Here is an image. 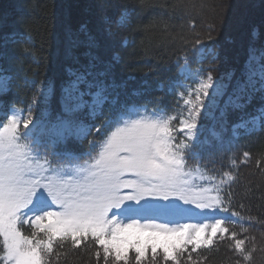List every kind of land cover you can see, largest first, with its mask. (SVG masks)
<instances>
[{
  "label": "snow or ice",
  "instance_id": "1",
  "mask_svg": "<svg viewBox=\"0 0 264 264\" xmlns=\"http://www.w3.org/2000/svg\"><path fill=\"white\" fill-rule=\"evenodd\" d=\"M131 16L129 8L114 17L102 16L103 32L111 36L129 28ZM98 46L89 35V49ZM6 47L0 48V92L5 94L31 51L29 45L19 55H10ZM204 47L197 39L193 52L203 55ZM85 55L86 62L74 58V66L66 68L58 98L54 83L41 80L26 115L13 105L11 114L6 111V118H0V260L49 264L54 241L70 238L74 248L94 244L103 264H129L130 251L136 264H143L149 249L153 262L162 258L165 264H180L179 257L189 248H210L217 236L233 240L235 251L250 260L246 241L237 239L236 232L226 235L229 229L224 226L229 219L237 223L233 218L240 214L216 218L217 212H229L223 185L235 177L226 171L216 181L198 161L203 121L213 119L223 127L229 110L244 111L255 102L233 125L232 134L264 127V47H249L239 76H215L210 70L205 75L202 68L193 71L187 58L178 62L176 76L167 85L176 96L171 113L130 105L128 83L115 72L118 56L106 62L91 51ZM24 82L36 83L34 77ZM52 98L60 106L54 118L49 111ZM41 108L44 112L34 115V109ZM101 128L111 131L102 141L90 138ZM210 132L223 142L215 129ZM189 160L197 161L194 168ZM198 180L208 183L202 186ZM195 216L203 222H191Z\"/></svg>",
  "mask_w": 264,
  "mask_h": 264
},
{
  "label": "trees",
  "instance_id": "2",
  "mask_svg": "<svg viewBox=\"0 0 264 264\" xmlns=\"http://www.w3.org/2000/svg\"><path fill=\"white\" fill-rule=\"evenodd\" d=\"M222 1L0 0V48L6 43L10 55H19L22 47L30 45L31 48L22 58L21 75L15 76L10 90L1 93L0 100L27 109L36 91L25 84L23 75L34 77L37 82L51 80L57 88L58 98L66 68L74 66V58L86 62L85 53L91 51L106 62L113 57L120 58L115 64V72L118 80L128 83L125 91L130 105H144L149 109L159 107L171 113L175 109L176 96L167 85L176 76L178 62L184 63L187 58L190 67L202 68L206 73L210 70L215 76L229 72L239 76L249 47H264V0H238L235 9L231 5L230 8L220 6L230 3L229 0ZM121 8L132 10L131 26L111 36L105 34L101 17H114ZM82 25L84 31L80 30ZM21 34L23 38H20ZM89 35L96 37L99 45L91 50ZM197 39L205 46L203 55L193 52ZM161 83L165 85L163 89L158 87ZM134 90L143 94L137 95ZM57 98L51 100L52 118L60 110ZM253 107L255 102L244 111L229 110L223 127L213 119L203 121L202 124L206 123L219 133L223 142L214 139L206 129L198 161L206 175L214 176L216 181L226 171L235 177L223 185L222 195L229 212H238L240 217L233 218L238 221L235 224L230 219L225 223L229 229L226 235L236 232L237 239H244L245 248L251 251V259L245 261L235 251L233 240L217 236L210 248L196 252L189 248L180 257V264L264 262V127L251 132L239 131L237 136L231 132L232 125L239 123ZM42 111L43 108L34 109V114L40 116ZM216 115L218 117L219 112ZM105 134L106 128H101L99 134L94 133L90 138L102 141ZM245 152L248 157L244 156ZM232 160L236 161L235 165ZM196 163L188 162L192 168ZM228 193L232 194L230 204ZM25 230L30 231V228L25 226ZM53 247L49 264H103L102 257L97 260L96 248L90 241L74 248L70 238L56 240ZM128 255L129 264H136L135 253L130 251ZM0 264H4L3 260ZM143 264L161 263L159 259L153 262L151 257H146Z\"/></svg>",
  "mask_w": 264,
  "mask_h": 264
},
{
  "label": "rangeland",
  "instance_id": "3",
  "mask_svg": "<svg viewBox=\"0 0 264 264\" xmlns=\"http://www.w3.org/2000/svg\"><path fill=\"white\" fill-rule=\"evenodd\" d=\"M224 1H226L227 2V0H224ZM224 1H222V2H224ZM230 1V3H225V5H220V6H228V8H230V6L229 5H231V7L233 8V9H235V7H236V5H237V2H238V0H229ZM231 47V46H230ZM229 47V48H230ZM231 51H233L234 50V48H232V49H230ZM193 71H195L196 69H198V67H190ZM204 74L206 75L207 73L206 72H204ZM16 75H21L20 74V71H19V73L18 74H16ZM15 75V76H16ZM25 77H27L26 75H23V77H22V79H23V81L25 80ZM36 81V80H35ZM185 84H193V86H194V82L193 81H183ZM40 82H37L36 81V83L35 84H32V85H30V86H32V87H34V89H35V91H36V85L37 84H39ZM2 92H0V94H1ZM12 106H13V104H5L4 103V101H2V100H0V118H6L5 117V112L7 111L8 112V114H11L10 113V111H8L9 109H11L12 108ZM133 106H135V105H133ZM140 106H144V105H140ZM15 107H17L16 105H15ZM17 108H20V107H17ZM42 112H44V109H43V111ZM25 115L27 114L26 113V109H25V113H24ZM35 115V114H34ZM238 124V123H237ZM203 125V134H202V136H201V139H203L204 137V132H205V130L206 129H208V130H210L211 129V127H209V126H207V124L206 123H203L202 124ZM235 125V124H234ZM232 129H233V125H232ZM111 131V128H110V130H109V132ZM216 131V130H215ZM238 132L239 131H244L243 129H238L237 130ZM108 132V133H109ZM232 132V131H231ZM108 133H106V135L108 134ZM105 135V136H106ZM233 135V134H232ZM197 183H199V184H201V182L200 181H197ZM208 183V181H206V184ZM197 211V210H196ZM197 212H199V211H197ZM203 215H206V216H209V217H211L212 216V213H209V212H205V213H203ZM224 216H222L221 214H219L218 212L216 213V218L217 219H220V218H223ZM226 217H229V216H226ZM191 222H203L202 221V219L200 218V216H195L194 218H193V220L191 221ZM132 252V251H131ZM130 253V252H129ZM152 256V254H151V250L149 249L148 250V252L146 253V257H151ZM159 259V261H160V263L161 264H163V263H165L163 260H162V258H158ZM179 260H180V257H179ZM167 264H172V262L171 261H168L167 262ZM262 264H264V262H262Z\"/></svg>",
  "mask_w": 264,
  "mask_h": 264
},
{
  "label": "bare ground",
  "instance_id": "4",
  "mask_svg": "<svg viewBox=\"0 0 264 264\" xmlns=\"http://www.w3.org/2000/svg\"><path fill=\"white\" fill-rule=\"evenodd\" d=\"M237 124V123H236Z\"/></svg>",
  "mask_w": 264,
  "mask_h": 264
}]
</instances>
